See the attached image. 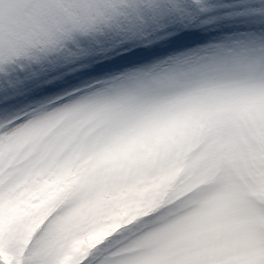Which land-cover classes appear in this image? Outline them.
<instances>
[{
	"label": "snow or ice",
	"instance_id": "1",
	"mask_svg": "<svg viewBox=\"0 0 264 264\" xmlns=\"http://www.w3.org/2000/svg\"><path fill=\"white\" fill-rule=\"evenodd\" d=\"M129 92L159 102L124 123L115 142L177 116L194 128L180 144L134 160L130 177L179 173V182L231 188L247 215L236 219L239 243L216 264H264V0H0V203L28 163L21 150L8 164L6 145ZM101 155L87 154L86 166ZM52 219L23 254L19 236H0V264H31L26 257ZM108 244L53 245L46 264H101Z\"/></svg>",
	"mask_w": 264,
	"mask_h": 264
},
{
	"label": "rangeland",
	"instance_id": "2",
	"mask_svg": "<svg viewBox=\"0 0 264 264\" xmlns=\"http://www.w3.org/2000/svg\"><path fill=\"white\" fill-rule=\"evenodd\" d=\"M158 102L131 92L102 97L72 114L68 124L35 125L6 145L8 164L21 150L28 163L23 181L0 203V236H19L23 254L53 216L26 257L31 264H46L51 246L73 239L87 248L108 240L101 264H216L239 243L236 219L247 215L232 189L179 182V173L130 177L134 160L180 144L194 134L192 124L179 116L158 120L132 142L114 141L124 123L144 117ZM94 152L102 155L89 169L84 157ZM60 165L66 170L57 175Z\"/></svg>",
	"mask_w": 264,
	"mask_h": 264
}]
</instances>
